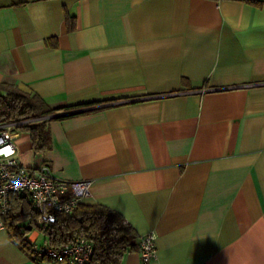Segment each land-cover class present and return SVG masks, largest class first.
I'll return each instance as SVG.
<instances>
[{
	"label": "crops",
	"instance_id": "obj_1",
	"mask_svg": "<svg viewBox=\"0 0 264 264\" xmlns=\"http://www.w3.org/2000/svg\"><path fill=\"white\" fill-rule=\"evenodd\" d=\"M1 83L102 102L47 117L33 167L91 181L84 205L155 235L151 264H264V0H0ZM0 264L65 263L5 229Z\"/></svg>",
	"mask_w": 264,
	"mask_h": 264
},
{
	"label": "trees",
	"instance_id": "obj_2",
	"mask_svg": "<svg viewBox=\"0 0 264 264\" xmlns=\"http://www.w3.org/2000/svg\"><path fill=\"white\" fill-rule=\"evenodd\" d=\"M68 29L73 30L70 22ZM100 103L50 108L38 95L22 91L13 84L1 83L0 124L47 118L57 111H74ZM50 119L17 128V131L29 135L34 153L43 152L49 147L47 123ZM11 206V213L4 220L5 229L14 243L28 254L30 246L25 236L32 230H36L44 243L56 250L80 239L89 241L93 245V254L86 264H121L126 254L138 248V236L132 226L119 213L102 205L82 204L70 215H58L56 222L50 226L36 225V214L25 196L12 194ZM28 226L32 227L31 231H27ZM40 261L50 260L43 258Z\"/></svg>",
	"mask_w": 264,
	"mask_h": 264
},
{
	"label": "built area",
	"instance_id": "obj_3",
	"mask_svg": "<svg viewBox=\"0 0 264 264\" xmlns=\"http://www.w3.org/2000/svg\"><path fill=\"white\" fill-rule=\"evenodd\" d=\"M37 118L0 124V232L5 230L4 220L11 213V195L25 196L36 214L37 226H50L58 215L72 214L89 197L91 181L65 182L53 176L51 169L42 163L36 167L22 166L19 151L14 143L18 126L47 120ZM34 259H49L65 264H86L93 254V245L80 239L58 250L47 244L38 245L25 236ZM155 235L138 237L140 264H151L157 259Z\"/></svg>",
	"mask_w": 264,
	"mask_h": 264
},
{
	"label": "rangeland",
	"instance_id": "obj_4",
	"mask_svg": "<svg viewBox=\"0 0 264 264\" xmlns=\"http://www.w3.org/2000/svg\"><path fill=\"white\" fill-rule=\"evenodd\" d=\"M17 131V129H14L13 132ZM18 149H19V155H18V162L20 165L22 166H27V167H33L35 166V162L38 160L39 158V153H34L31 149H30V144H28L26 136L21 133V138L17 141ZM25 223V222H24ZM36 230H32L30 232V235L33 234ZM43 238L41 236L39 243V245H43Z\"/></svg>",
	"mask_w": 264,
	"mask_h": 264
},
{
	"label": "water",
	"instance_id": "obj_5",
	"mask_svg": "<svg viewBox=\"0 0 264 264\" xmlns=\"http://www.w3.org/2000/svg\"><path fill=\"white\" fill-rule=\"evenodd\" d=\"M88 109H84V110H77V111H71V112H66V113H63V114H55L53 116H51V119H56V118H59V117H62V116H71V115H76L78 113H81V112H84V111H87ZM32 230V227L31 226H28L27 227V231H31Z\"/></svg>",
	"mask_w": 264,
	"mask_h": 264
}]
</instances>
